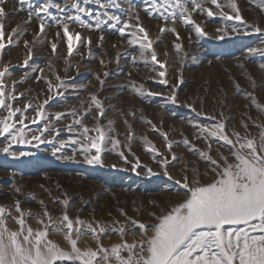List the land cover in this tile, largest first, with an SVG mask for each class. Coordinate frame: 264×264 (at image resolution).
I'll return each instance as SVG.
<instances>
[{"label": "rangeland", "instance_id": "obj_1", "mask_svg": "<svg viewBox=\"0 0 264 264\" xmlns=\"http://www.w3.org/2000/svg\"><path fill=\"white\" fill-rule=\"evenodd\" d=\"M41 2L42 0H29V3L21 6L17 0H6V10L10 15L3 21L6 43L12 28H18L21 33L13 35L12 44L0 51V70L8 66L10 73L4 78L5 84L11 87L12 82H17L15 93L17 95L23 93L19 99L9 102L20 108L27 103L33 104V107L24 113L27 117L25 138L31 140L33 136H41L45 124L50 122L51 130L43 132L42 140L48 141L55 136V143L59 147L60 141L82 139L79 137V132L82 131L79 126L73 128L71 132L68 130V126L73 123L71 115L57 119L53 114L70 113L73 110L83 114V108L89 103L90 94H95L106 110L98 123L107 129L108 122L113 121L114 131L111 135L118 139L120 144L113 148L110 142L105 143L101 154L103 164L95 166L85 163L79 151L75 152L74 160L53 157L51 154L53 145L39 143L36 140H32L31 143L13 144L12 151L18 158L0 153V205L14 208L15 200L19 199L27 223L34 230L43 228L38 220L48 222V218L43 216L44 209L39 203L41 200L51 213L52 221L57 224L65 206L56 201L68 199L67 212L71 218L79 216L86 221L94 219L106 225H111L113 220L124 222L125 217L121 215L120 209H123L128 217L153 223L150 213L155 212L159 215L161 209H167L171 204L183 200L182 197L186 194L182 187L185 172L187 171L190 179L193 167L209 168L210 165L202 160L197 152L182 143L186 134H178L177 139L172 141L171 134L160 126L163 119L172 117L174 120L177 119L182 129L186 127L187 131L194 130L192 132L194 136L187 139L204 151H207L205 146L208 147V144L203 139H195L197 129L193 125L211 127L222 119L221 112L229 135L233 131L241 135H258L260 129L256 125L264 123V112L255 107L245 92L252 93L256 102L264 105V56L259 53L248 54L249 48H264V35L254 32L251 27H244L239 21H225L217 16L209 18L206 13L196 12L192 13V19L207 33L204 36H197L194 28L186 26L179 18L175 22L164 20L158 12L149 16L144 9L150 5L145 4L144 0H132L131 6L129 0H118L119 6L111 9V14L121 15L131 25L137 22L132 13H138L140 25L149 32L150 39L154 41L153 48L157 53V59L165 65L161 69L150 60V56L149 63L145 65L140 59V46L129 43L131 39L129 33L134 29L126 30L122 37L118 29L109 26L111 21L102 25L101 30L82 28L78 23L70 24L71 31L80 32L82 37H91L92 53L89 56L88 46L80 45L78 51H74L69 57L66 43L56 41V32H62L61 27L52 21H46L45 33L35 37L39 32V20L33 16L31 22H27L29 6L35 8ZM218 2L226 4L227 0ZM235 3L244 21L259 24L264 28V7L260 6L258 0H235ZM88 6L97 8L94 3ZM21 7L24 10L20 11ZM130 7L131 12L125 13L124 10ZM206 7H211L214 12L220 11L210 3V0ZM222 10L230 15L234 14L233 9L229 7ZM52 11L55 13V9ZM99 11L102 13L104 10ZM69 12L72 10L69 9ZM100 18L106 19L104 16ZM161 28L167 30L161 32ZM172 28H175L176 32L171 31ZM217 29L221 31L218 32ZM101 35L104 36L102 42L99 40ZM25 41L29 42L27 46ZM52 42L58 43L55 53L51 50ZM176 43L181 44L182 48L176 49ZM29 49L32 57L29 66L25 68L22 65L23 61L28 59ZM132 57H136V63L132 62ZM101 60L105 63L101 64ZM32 69H43V73L33 72ZM160 71H165V77L159 76ZM104 73L108 75L105 76ZM212 73L217 77L214 83L210 81ZM26 74L28 78L20 83ZM56 75L63 81V87L59 89L54 87L49 92L46 80H51L53 85H57L60 81L56 80ZM97 75L104 81L103 85L100 84ZM36 76H42L44 79L37 81ZM202 76L208 78L201 79ZM165 78L168 79L167 85L160 83V80ZM130 81H135L137 85L143 84L146 92L161 95L140 97L132 91ZM253 81L255 87L252 86ZM237 83L240 85L239 90L236 88ZM57 91L61 94L57 95ZM173 92L177 97L176 103L166 99ZM49 96L53 98L44 106L43 117H36L35 106L42 104ZM155 107L157 110L160 109L159 112ZM97 111L93 108L90 115L83 117L84 124L89 128H94L97 124ZM130 112H134L135 115H130ZM6 115L7 109H0V118ZM212 117H216V120ZM18 118L19 114L14 120ZM160 118L162 119L159 121ZM33 119L37 122L33 123ZM149 120L159 131L152 129L146 122ZM244 123H247V129L243 126ZM130 133L132 139L128 138ZM161 133H167L168 139L165 140ZM90 134L95 135V132ZM143 138H147L150 143H146ZM169 142H172L171 150L167 147ZM6 143H8L6 138L0 137V148ZM78 148L79 145L65 146L58 155L71 157L74 155L73 149ZM152 148L169 159L170 163L166 167L168 175L163 174L165 167L157 163L162 156L154 154ZM212 149L211 155L217 159L219 153L229 156L231 151L230 146L214 141ZM121 151L127 157L128 163L118 154ZM188 152L190 155L184 161L183 155ZM20 153L25 155L21 156ZM172 153H175L177 160H172ZM137 158L141 166L133 170ZM213 174L211 172L210 175ZM177 180L181 181V184H177ZM17 188L20 189L19 192L16 191ZM33 195L35 199H30L29 197ZM29 211L35 215L28 217ZM11 215L15 217L18 214L13 210ZM7 226L12 230H18L19 227L12 219L7 220ZM127 229H132L123 237L128 243L142 238L138 227L133 228V225L127 224L126 231ZM148 234L151 235V232ZM49 239L70 251L64 233L50 232ZM121 240V236L114 232L101 237L105 247H110ZM86 244L93 249L97 247L91 235H84L78 242L81 249H84ZM100 264L104 262L101 261ZM112 264H115V261Z\"/></svg>", "mask_w": 264, "mask_h": 264}, {"label": "snow or ice", "instance_id": "obj_2", "mask_svg": "<svg viewBox=\"0 0 264 264\" xmlns=\"http://www.w3.org/2000/svg\"><path fill=\"white\" fill-rule=\"evenodd\" d=\"M131 2L132 0H129L130 6ZM144 2L150 5L144 9L149 16L158 12L164 20L175 22L179 18L186 26H192L197 36H204L207 33L199 23L192 19V13L196 12L206 13L209 18L217 16L225 21H239L244 27H251L254 32L264 35V28L259 24H249L244 21L235 0H227L226 4H221L218 0H210L216 9H220L217 12H214L211 7H206L209 0H144ZM17 3L23 6L25 3H29V0H17ZM93 3L97 6L96 9L88 6ZM258 3L264 7V0H258ZM118 6V0H62V2L61 0H42L35 8L29 6L27 22L30 23L33 16L39 20V32L35 34V37L45 33L46 21H52L61 27L62 32H56V41L66 43L67 55L71 57L74 51H78L80 45H87L88 54L91 56L92 39L90 36L82 37L78 31H71L70 24L78 23L82 28L101 30L102 25L111 21L109 26L118 29L122 37L126 34V30L134 29L129 33L131 36L129 43L140 46V59L147 65L150 56V60L163 69L165 65L157 59V53L153 48L154 41L150 39L149 32L140 25L138 13H132L137 22L130 25L129 21L123 19L121 15L111 14V9ZM6 7V0H0V51L12 44L13 35L21 34L18 28H12L11 33L7 36V43L5 42L3 21L10 15ZM224 7L233 9L234 14L230 15L223 11ZM52 9H55V13ZM69 9L72 10L71 13ZM99 9L104 11L101 13ZM19 10L24 9L21 7ZM124 11L130 13L131 7ZM101 16L106 19H101ZM166 30L161 28V32ZM171 31L176 32V29L172 28ZM217 31L221 30L217 29ZM233 31H235V27H233ZM177 38H179L178 33ZM99 40L102 42L104 36L101 35ZM57 42L51 43L53 53L57 50ZM28 43L25 41L26 46ZM175 48L179 50L182 45L176 43ZM254 53L264 56V48L248 49L249 55ZM31 57L32 52L29 49L28 59L23 61V67L29 66ZM118 61L119 56H117ZM132 62L136 63V57H132ZM104 63L101 60V64ZM32 71L43 73V69H32ZM9 73L8 66H4L3 70H0V109H7V115L0 118V137H5L8 141L0 148V153L18 158L11 146L31 143L32 140H36L39 143L52 144L51 154L53 157L74 160L75 152L79 151L83 155L85 163L95 166L103 164L101 154L105 143L110 142L113 148L120 144V141L111 135L114 131L113 121L108 122L107 129L99 125L98 120L104 116L106 110L102 101L95 94H90L89 103L87 107L83 108V114H79L76 110L70 113L53 114L57 119L64 115H71L73 123L68 126V130L71 132L73 128L79 126L82 129L79 132V137L82 139L73 138L69 141H60L59 147L55 143V136L48 141L42 140L43 132L51 130L50 122L45 124L41 136H33L31 140L26 139L25 119L27 117L24 113L27 109L32 108L33 104L27 103L23 108H20L14 107L9 102L23 96V93L19 95L15 93L17 82H12L11 87L5 84L4 78ZM104 75L107 76L108 73H104ZM159 76L165 77V71H160ZM27 78L26 74L19 82L22 83ZM36 79L40 81L44 77L36 76ZM97 79L103 85L104 81L99 79V75H97ZM56 80L60 81L59 75H56ZM46 83L49 92L54 87L57 89L63 87V81L57 85H53L51 80H46ZM130 83L132 91L140 97L161 95L156 92H146L143 84L137 85L135 81H130ZM160 83L167 85L168 79H162ZM252 86L255 87L254 81ZM236 88L240 89L239 83L236 84ZM56 94L60 95L61 93L57 91ZM245 95L252 99L255 107L264 112V105L257 103L252 93L245 92ZM52 98L49 96L42 104L35 106L36 117H43V108ZM166 99L172 103L177 102L175 92ZM93 108L98 110L97 124L94 128H89L84 124L83 117L90 115ZM18 114L19 118L14 120ZM129 114L135 115L134 112ZM220 116L222 119L211 127L193 125L197 129L195 139H203L208 144L207 151L198 149L187 138L182 141L185 146H189L191 150L197 152L200 158L210 165L209 171L214 173L215 178L204 183L200 179L198 168L191 170L193 173L191 179L186 171L182 182V187L186 190L184 199L171 204L167 209H161L159 215L155 212L150 213L154 220L153 223L141 222L128 217L123 209H120V212L125 217L124 222L113 220L111 225L94 219L86 221L79 216L73 219L67 212L69 200L64 199L56 201L65 206L63 214L59 218V224H57L52 221L51 213L44 201L41 200L39 203L44 209L43 216L48 218V222L45 223L43 219L38 220L43 228L34 230L27 223L25 211L21 208V201L17 199L14 208L0 205V264H100L101 261L104 264H112L113 261L115 264H264V123L256 125L260 129L257 136L241 135L236 131L229 135L222 112ZM212 119L216 120V117H212ZM32 122L36 123L37 121L33 119ZM125 122L127 123V121ZM146 122L152 126L154 131H159L150 120ZM253 123L255 124V121ZM243 126L245 129L248 128L247 123H244ZM92 132H95V135H91ZM56 135H59L58 130ZM161 135L165 140L168 139L167 133H161ZM128 138L132 139L131 133ZM143 139L146 143H150L147 138ZM213 141L230 146V155L225 156L223 153H219V159L214 158L211 155ZM69 145H79L78 149H73V156L58 155L62 148ZM167 147L171 150L172 142H169ZM151 151L162 156L156 152L155 148H152ZM118 154L128 163L123 151ZM20 155L25 154L20 153ZM177 159L175 153H172V160ZM157 163L165 167L163 174L168 175L166 167L170 163L169 159L162 156V159ZM139 166L141 165L137 158L133 170ZM176 183L181 184V181L177 180ZM16 191L19 192L20 189L17 188ZM48 191L50 192V190ZM29 198L35 199V196ZM13 210L18 214L15 217L11 215ZM32 215L35 214L30 211L27 213L28 217ZM109 215L111 214L109 213ZM8 219L14 220L19 226L18 230H12L7 226ZM127 224L140 229L142 238L139 241L134 240L132 243H128L123 239L128 232L132 231V229L126 231ZM115 225H119V227ZM50 232L64 233V239L70 245V251L49 239ZM109 232L120 235L121 242L105 247L101 242V237L107 236ZM149 232L151 235L148 234ZM84 235H91L96 241L95 249L91 247L81 249L78 246V242Z\"/></svg>", "mask_w": 264, "mask_h": 264}, {"label": "bare ground", "instance_id": "obj_3", "mask_svg": "<svg viewBox=\"0 0 264 264\" xmlns=\"http://www.w3.org/2000/svg\"><path fill=\"white\" fill-rule=\"evenodd\" d=\"M219 65H220V63H219ZM219 65H216V66H219ZM215 66V67H216ZM220 66H222V65H220ZM216 69H218V68H216ZM220 70H221V68H220ZM219 70V71H220ZM212 72V71H211ZM215 72V71H214ZM260 72V71H259ZM217 73V72H216ZM204 74H205V72H204ZM213 75L210 77V81H213V83H214V81L217 79V77L215 76V73H212ZM222 74V73H221ZM217 75V74H216ZM222 76V75H221ZM220 76H218V78H219ZM206 79V78H208L207 76H202L201 77V79ZM225 80V79H224ZM223 80V81H224ZM218 81V80H217ZM217 83V82H216ZM204 84H205V82H204ZM209 84V83H208ZM207 86V85H206ZM213 88H214V86H213ZM227 88H228V86H227ZM229 88H230V86H229ZM213 90V89H212ZM203 92V91H202ZM195 98V97H194ZM192 99V98H191ZM130 105H131V103H130ZM156 108V107H155ZM156 110H157V108H156ZM159 110L160 109H158L157 111L159 112ZM165 116V115H164ZM172 116V115H171ZM155 117V116H154ZM158 117V116H157ZM156 117V118H157ZM161 117H163V115L161 116ZM159 118V117H158ZM157 118V119H158ZM164 118V117H163ZM168 118V117H167ZM162 118H160L159 119V121L161 120ZM164 121H162V123H161V125L160 126H162V128H163V130H165V132H167V133H169V134H171V139H172V141H174L175 139H177V135L178 134H182V135H184V134H186V138L187 137H192V136H194L193 135V131L192 132H190V131H187L184 127V129H182V127L180 126V124H179V122L178 121H176V120H174V119H172V117L171 118H168V119H163ZM180 121V120H179ZM186 122V121H185ZM240 122H241V120H240ZM243 122V121H242ZM160 123V122H159ZM186 124V123H185ZM145 126V125H144ZM146 127V126H145ZM188 129V128H187ZM241 130V129H240ZM196 133V132H195ZM196 136V135H195ZM183 145V144H182ZM204 145H206V144H204ZM202 147H204L203 145H202ZM205 148H207V146H205ZM185 150V149H184ZM187 151H189V150H187ZM189 153V152H188ZM188 153H185L184 155H183V158H184V161L189 157L188 155H190V153L188 154ZM198 162V161H197ZM184 165H186V164H184ZM199 166H197V167H193V168H198ZM192 168V169H193ZM199 169V168H198ZM199 173H200V179H201V181L202 182H204V183H207V182H209L210 180H212V179H214L215 177H213V175H210L211 174V171H209V168L208 167H200V169H199ZM192 175H193V173H192ZM192 178V176L190 177V179ZM184 197H182V199H183ZM177 199V198H176ZM127 240V239H126ZM85 243V242H84ZM81 245V244H80ZM87 245V244H86ZM104 245V244H103ZM96 246V245H95ZM86 247H90V245H87V246H85L84 248H86ZM82 248V247H81Z\"/></svg>", "mask_w": 264, "mask_h": 264}]
</instances>
